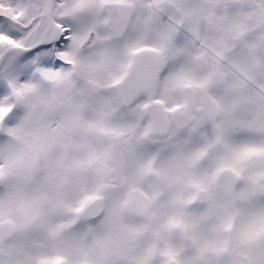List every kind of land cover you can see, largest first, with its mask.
Instances as JSON below:
<instances>
[{
	"label": "snow or ice",
	"instance_id": "1",
	"mask_svg": "<svg viewBox=\"0 0 264 264\" xmlns=\"http://www.w3.org/2000/svg\"><path fill=\"white\" fill-rule=\"evenodd\" d=\"M0 264H264V0H0Z\"/></svg>",
	"mask_w": 264,
	"mask_h": 264
}]
</instances>
